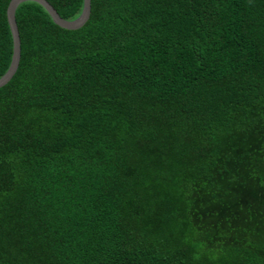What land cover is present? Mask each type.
Masks as SVG:
<instances>
[{"label": "trees", "instance_id": "1", "mask_svg": "<svg viewBox=\"0 0 264 264\" xmlns=\"http://www.w3.org/2000/svg\"><path fill=\"white\" fill-rule=\"evenodd\" d=\"M14 19L0 264H264V0H90L75 29L23 1Z\"/></svg>", "mask_w": 264, "mask_h": 264}, {"label": "water", "instance_id": "2", "mask_svg": "<svg viewBox=\"0 0 264 264\" xmlns=\"http://www.w3.org/2000/svg\"><path fill=\"white\" fill-rule=\"evenodd\" d=\"M23 1H34L40 4L47 11L52 21L56 25L65 29H75L80 27L88 18L90 10V0H83L82 9L78 17L73 20H65L58 15L56 10L46 0H10L6 7V18L12 37V55L6 72L0 77V87L11 78L18 65L20 55V44L18 31L14 19V11L17 5Z\"/></svg>", "mask_w": 264, "mask_h": 264}]
</instances>
